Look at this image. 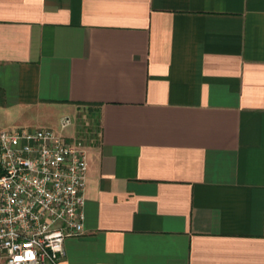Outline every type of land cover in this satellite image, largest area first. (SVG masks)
<instances>
[{"label":"crops","instance_id":"crops-1","mask_svg":"<svg viewBox=\"0 0 264 264\" xmlns=\"http://www.w3.org/2000/svg\"><path fill=\"white\" fill-rule=\"evenodd\" d=\"M79 106L58 264H264V0H0V131Z\"/></svg>","mask_w":264,"mask_h":264},{"label":"built area","instance_id":"built-area-1","mask_svg":"<svg viewBox=\"0 0 264 264\" xmlns=\"http://www.w3.org/2000/svg\"><path fill=\"white\" fill-rule=\"evenodd\" d=\"M59 130L0 131V264H58L82 233L85 153Z\"/></svg>","mask_w":264,"mask_h":264},{"label":"rangeland","instance_id":"rangeland-1","mask_svg":"<svg viewBox=\"0 0 264 264\" xmlns=\"http://www.w3.org/2000/svg\"><path fill=\"white\" fill-rule=\"evenodd\" d=\"M78 108H80V111L74 118H70V124L64 129L59 130V123L56 114L45 116L43 118V123L56 131L59 130V132L65 136L69 135L71 129L72 135L69 136L77 145L82 147L95 140L97 137V127L94 116L88 111V107L79 106Z\"/></svg>","mask_w":264,"mask_h":264}]
</instances>
